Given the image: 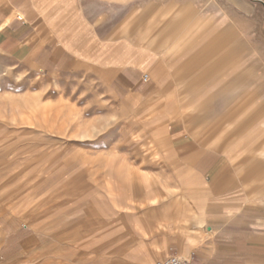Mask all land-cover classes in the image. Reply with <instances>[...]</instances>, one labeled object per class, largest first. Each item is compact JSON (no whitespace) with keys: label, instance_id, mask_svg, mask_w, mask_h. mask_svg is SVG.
<instances>
[{"label":"rangeland","instance_id":"obj_1","mask_svg":"<svg viewBox=\"0 0 264 264\" xmlns=\"http://www.w3.org/2000/svg\"><path fill=\"white\" fill-rule=\"evenodd\" d=\"M231 38L224 36L225 42ZM256 48L239 35L233 84L203 79L198 92L188 93L194 86L184 83L180 98L185 116L208 122L192 125L208 148L231 163L263 166L256 175L264 197V45ZM225 63L232 67L231 58ZM215 87L221 90L215 107H190L194 94L209 98ZM134 106L113 99L103 77L87 66L47 75L0 54V219L15 216L24 235L47 226L60 237L48 236L19 264H153L175 254L166 245V207L170 199L180 209L189 203L185 182L192 178L174 163L167 127L141 123L146 118L135 117ZM228 113L238 126L234 133H228ZM252 117L255 123H243ZM218 121L217 130L203 131ZM150 210L158 224L145 229ZM106 230L112 233L102 249L98 241ZM6 232L0 223V255Z\"/></svg>","mask_w":264,"mask_h":264},{"label":"crops","instance_id":"obj_2","mask_svg":"<svg viewBox=\"0 0 264 264\" xmlns=\"http://www.w3.org/2000/svg\"><path fill=\"white\" fill-rule=\"evenodd\" d=\"M225 35L232 38L225 42ZM239 35L254 49L264 45V0H0V54L47 75L87 66L103 77L113 99L135 102V117L146 118L141 123L167 127L174 163L192 179L185 182L189 203L181 209L176 199L167 204L166 245L191 264H264V197L256 175L263 166L231 163L208 148L192 127L208 122L185 116L180 98L184 83L194 86L188 93L198 92L203 79L215 86L233 84ZM229 58L231 68L225 66ZM211 91L209 98L194 94L190 107H215L221 90ZM233 118L228 113L226 120L233 123L228 133L238 128ZM220 123L203 131L214 132ZM150 212L145 229L158 224ZM0 223L7 231L4 264H19L48 236L60 239L44 224L24 235L15 216L1 217ZM111 233L101 235L100 248L109 246ZM125 244L118 243L119 252Z\"/></svg>","mask_w":264,"mask_h":264},{"label":"built area","instance_id":"obj_3","mask_svg":"<svg viewBox=\"0 0 264 264\" xmlns=\"http://www.w3.org/2000/svg\"><path fill=\"white\" fill-rule=\"evenodd\" d=\"M153 264H191L189 259L182 258L176 254H169L162 259H158Z\"/></svg>","mask_w":264,"mask_h":264},{"label":"bare ground","instance_id":"obj_4","mask_svg":"<svg viewBox=\"0 0 264 264\" xmlns=\"http://www.w3.org/2000/svg\"><path fill=\"white\" fill-rule=\"evenodd\" d=\"M263 154V153H262Z\"/></svg>","mask_w":264,"mask_h":264}]
</instances>
